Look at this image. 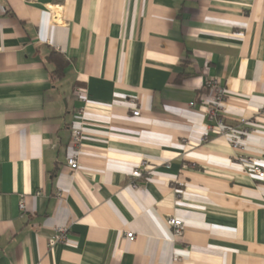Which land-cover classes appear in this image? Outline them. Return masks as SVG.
Here are the masks:
<instances>
[{
	"label": "crops",
	"instance_id": "crops-1",
	"mask_svg": "<svg viewBox=\"0 0 264 264\" xmlns=\"http://www.w3.org/2000/svg\"><path fill=\"white\" fill-rule=\"evenodd\" d=\"M247 157L264 167V0H0V264H264Z\"/></svg>",
	"mask_w": 264,
	"mask_h": 264
},
{
	"label": "built area",
	"instance_id": "built-area-1",
	"mask_svg": "<svg viewBox=\"0 0 264 264\" xmlns=\"http://www.w3.org/2000/svg\"><path fill=\"white\" fill-rule=\"evenodd\" d=\"M226 97V90L220 86H216L215 88V94L212 99V104L210 108L211 115H217V113L220 110L221 105L224 102V99ZM87 101V99H86ZM83 110L80 111V114H82ZM133 114L135 116L140 115V110L135 109ZM219 130L221 133H224L228 136L232 146L236 149H240V143H241V133L247 132L246 129H239L234 126H230L224 123L223 120L219 121ZM243 122H246L243 120ZM83 128L81 125V122L79 125L75 126L72 128L71 131V142L73 146V153L68 157L67 159V164L69 168L72 171H77L80 169V163L78 160V154H79V149L80 145L82 143L83 139ZM244 161L247 163L248 167H250L251 172H253L258 178H264V167L257 161V159L253 157H247L244 159ZM143 170H148V166H143L141 165L140 167H137L133 171V176L138 177L142 174ZM136 185V184H134ZM20 207L23 209L24 208V201H21ZM169 224L173 230L174 236L178 237L182 235L183 230H184V222L182 219L176 218V217H171L169 219ZM68 227H63V226H58L54 229L53 236L50 238L49 245L53 246L54 244L58 242H66L68 239ZM126 237L130 240L133 241L135 239V234L133 232H128L126 234Z\"/></svg>",
	"mask_w": 264,
	"mask_h": 264
},
{
	"label": "trees",
	"instance_id": "trees-1",
	"mask_svg": "<svg viewBox=\"0 0 264 264\" xmlns=\"http://www.w3.org/2000/svg\"><path fill=\"white\" fill-rule=\"evenodd\" d=\"M48 60L53 64L54 69L52 70V78L54 80L61 79L64 74L65 70L70 64L69 60L66 56L56 50H53L48 57Z\"/></svg>",
	"mask_w": 264,
	"mask_h": 264
}]
</instances>
